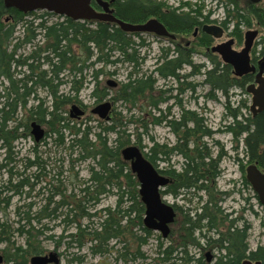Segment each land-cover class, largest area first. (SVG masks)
Instances as JSON below:
<instances>
[{
  "label": "trees",
  "instance_id": "obj_1",
  "mask_svg": "<svg viewBox=\"0 0 264 264\" xmlns=\"http://www.w3.org/2000/svg\"><path fill=\"white\" fill-rule=\"evenodd\" d=\"M120 6L122 9L118 10L117 17L124 21L138 23L145 20L148 14L158 17L173 31L190 29L195 25L194 18L189 13L161 15L158 9L162 5L155 0H149V11L145 14L141 0H120ZM250 12L264 24L263 12L256 9ZM43 15L44 13L35 15L34 19L27 20L25 14L14 7L6 8L4 1L0 0V155H3L0 159V170L6 169L8 174V180L0 184V212H5L12 197L23 193L22 188L32 187L34 184L29 182V177L22 178L19 171H13L12 166L16 162L13 142L24 134L17 132L23 126L18 120L21 108L26 112L23 120L27 134L31 121L44 124L45 135L41 143L51 138L57 149L69 154L71 165L74 161L82 162L87 158L94 164L88 166L86 179H78V171H72L73 178L70 176L69 179L62 175L63 171L51 175L46 179L48 187H42L45 192L38 191L43 204L34 211V202L17 206L14 213L19 220L13 221L16 226L13 229L7 222H0V244L4 243L6 248L14 249L12 254L5 255L7 260L11 264H30L31 256L42 254L39 238L47 231L51 232V227L62 226V233L55 240L53 233L45 235L44 238L53 240L64 251H79L87 246L91 256L114 252L115 260L123 264H135L138 260H145L147 257L141 248L150 239H155L154 255L150 257L153 264H245L243 262L246 259L264 264V246H258L257 250L247 253L249 224L243 222L241 227L235 225L241 217L229 219L226 232L221 231L230 214L224 213L218 205L223 199L220 197L223 193L216 188V183L222 173L218 161L226 152L219 141L215 140L214 144L219 146V150L213 155L204 139L212 137L216 130L207 126L201 113L185 109L179 98V95L183 96L186 91H193L197 86H208V92L204 95L207 100H218L217 91L225 97L223 115L226 117V125L218 131L231 134L236 143L235 150L237 144L242 143L243 157L236 156L235 159L244 172L243 181L248 187L245 178L246 165L256 162L264 171V110L252 115L245 100H240L237 106L232 107L229 90L238 87L245 91V87L251 82V75L237 78L232 75L231 66L228 64L222 65L215 58L209 57L211 65L206 68L202 63H192L189 55L185 54L180 59L173 58L163 63L158 61L147 72L142 69L145 55L139 54V48L147 43L142 34L124 32L114 23L98 21L89 25L88 22L71 19L46 21L41 19ZM235 18L236 28L243 22L250 27L249 18L245 15L237 14ZM20 32L26 42L36 37V45L44 37L46 43L54 44L55 50L58 48L57 44L67 42L71 70L82 68L74 67L82 59L87 70L85 79L70 78L59 82L56 78L53 81L44 75L46 70H43L36 74L31 83L29 79L20 80L17 70ZM58 57L55 66L64 67L65 53H60ZM182 64H189L190 74L202 75V80L192 82L177 78L174 87L165 88L158 84L160 79L166 77L165 69H172L174 72ZM123 66L129 69L123 80L117 83V87L112 88L113 95L110 100L113 107L108 120L94 117L95 124L90 125L91 115L85 121H80L70 119L65 114V104L76 102V94L85 86L90 85L93 97L102 101L109 95V88L103 83L101 85L98 78L101 75L117 74L118 68ZM108 67H112V70L107 69ZM64 82L69 91L68 96L58 94V86ZM21 86L23 91L20 93ZM30 86H36L34 91L37 86L47 87L50 95L37 94L38 97L35 95L29 98L33 90ZM46 97L50 99L47 101ZM170 98H174L181 109L179 115L168 118L170 112L162 109L160 104ZM28 99L36 100V104L27 107ZM118 101L124 104L125 110L123 107L120 110L115 107L114 104ZM241 109H245L247 115ZM161 124L169 127L175 135V144L172 146L159 143L149 135L150 126ZM110 136H113L112 139ZM144 136L150 142L149 145L143 143ZM40 142L33 146V159L19 160L24 162L25 169L32 166L38 168L32 174L36 181L48 174L47 157L43 156V152L47 151L38 150ZM132 142L160 174L170 179L166 189L160 190L162 195L168 193L177 198L189 194L190 198L197 197L202 203L200 207H189L184 212L182 228L177 231L174 240L162 238L160 233L146 228L143 224L144 204L139 195V182L120 153L123 147ZM172 154L182 158L181 168L176 170L174 164L159 168L160 162L169 163ZM244 159L246 164L242 163ZM13 177H17L15 183H12ZM51 182H56V186L51 187ZM68 182L73 184L70 189L67 188ZM108 194L115 196V204L97 208L100 199ZM173 207L177 209L174 204ZM43 218L53 219V225L40 223ZM67 219L70 222L62 225ZM34 220L37 223H33ZM67 227L71 228L69 233H66ZM203 227L216 229L215 233L219 234L216 242L224 248L222 253L214 255L210 261L205 256L206 253L190 251V247L201 246L199 238L206 236L202 232ZM14 234L23 238V247L14 246L11 240ZM206 241L208 247L216 244L211 237H207ZM85 256L86 253L75 256L73 254L66 259V264L82 262Z\"/></svg>",
  "mask_w": 264,
  "mask_h": 264
},
{
  "label": "rangeland",
  "instance_id": "obj_2",
  "mask_svg": "<svg viewBox=\"0 0 264 264\" xmlns=\"http://www.w3.org/2000/svg\"><path fill=\"white\" fill-rule=\"evenodd\" d=\"M155 1L159 2V0H155ZM161 1L165 3L171 2L172 5L177 4L176 0H161ZM187 1L190 3L189 4L190 7L191 5L192 7L193 5H199L200 9L203 8L202 9L203 12L206 10H213L216 5V2H211L210 0H187ZM219 12L222 15L223 8L221 6H219ZM254 27H256V25ZM240 30H243V26L240 27ZM263 35H264V29L260 28V34L258 36L260 37ZM146 39L151 43L150 47H152V51L154 54H157L159 48L161 46H164V43L157 39H151L149 36ZM198 48L200 51H205V48L203 46L202 47L198 46ZM144 51L145 50H141V53L144 54ZM152 51L149 52L147 59L142 64V69L146 70L147 72L153 68L154 60L149 57ZM201 54L197 55L196 58L197 63H204L206 68L210 67L211 65L210 62ZM107 69L112 70V67H108ZM128 69L129 68H125L124 66L119 67L118 73L112 75L113 77L111 75H107V76L102 75L98 79H100L101 85L105 84V81L109 78H113L114 81L116 80L117 82H119L123 80V78L126 75V72H128ZM202 78H203L202 75H196L193 78H191L190 81L200 82ZM158 84L163 85L164 88L174 87L177 84V81H173L170 79H165V80L160 79ZM116 87L117 86L113 87V89ZM91 89H92L91 86L88 85L82 88L78 92V94H76V98L80 99L83 102V104L86 105L85 115L83 116V118H81L80 121H85L86 117H87L86 119H88V117L91 115L90 109L94 105L99 103V101L91 94ZM208 89H209L208 86H197L193 91H186L185 94L182 96V106L185 109L195 110L196 112L201 113L206 119L207 126L211 130H217L219 128H222L224 125H226V117H224L223 115L225 109L223 102H225V97L221 95L219 91H217L216 95L218 96V100L216 99L207 100L205 99L204 95L208 92ZM38 91H39V95L45 96V92L43 90H38ZM112 95H113V90L109 88V95L106 96L104 99L110 100V96ZM229 95H230L229 97L230 105L232 107L237 106L240 100L243 101L245 100L249 108V104L251 102V95L248 94L246 91H243L238 87H233L231 90H229ZM29 98H31V94ZM46 98L47 101L50 99V98L48 99V97ZM35 104H36V100L28 99L27 107H30L31 105H35ZM114 105L118 110L122 109V107L125 110L124 104L123 103L121 104L120 101L116 102ZM68 107L69 105H67L64 108L67 110ZM161 107L165 108V104H162ZM179 110L180 108L172 107L169 118L176 117L177 115H179ZM20 111L21 113L19 114L18 120H20L21 125L23 126H20L17 132L18 133L23 132L24 134L23 136L19 137L17 140L13 142L14 158L16 162H13V164L12 163L11 164L13 166V171H19V173L22 174V178L29 177V182L34 184L32 187L27 186L22 188L23 193L20 196L12 197L11 204L6 208L5 212H0V222H7L8 224L11 225L12 229L16 227L13 221H16L18 219V215L14 213L15 208L17 206H21L29 202H34L35 203V207L33 208L34 211L39 207V205L43 204L44 201L42 199V196L40 194L38 195V191L45 192L42 187L44 186L48 187L49 185L46 183L47 182L46 179H48V177H50L51 175L55 174L59 168L57 163L47 164L46 171L48 172V174L46 176L39 177V179L36 181V179L33 178L32 174L36 173L38 171V168L32 166L28 169H25L24 162L19 161L21 158L33 159L32 158L34 156L33 146L35 144L34 139L30 134V126L28 128L29 134H27V131L24 130L25 127H24L23 117L26 116V112L24 111L23 108H21ZM241 111L243 114L247 115L245 109H241ZM65 114L67 115L68 112L66 111ZM95 118H97V116H95ZM90 121H91L89 122L90 125L95 124V119H91ZM42 126L46 128L44 124H42ZM150 127L151 128L149 130V135L153 136L155 140H157L159 143L166 144L167 146H172L173 144H175L176 137L169 132V129L166 125L161 124ZM112 137L113 136H110V139H112ZM215 140L219 141L223 151L226 152V154L222 157V160L219 164V168L223 169V171L216 183V188L219 190V192L223 193L222 195H220V197H222L223 199L220 202H218V205L221 207L224 213L230 214L226 220V224L227 221H229V219L241 217V219L236 221L235 224L238 227H241L243 222L249 224V228L247 230L248 248L254 249L257 245L264 246V207L261 206V204L258 202L251 187L249 185L247 187L244 184L243 181L244 172L241 171L239 167V163L235 159L236 156L239 158L243 157V152L241 148L242 143L239 142L237 144V149L235 150L234 147L236 143L232 140V136L230 133L228 132L214 133L212 137H208L204 139V141L207 143V146L210 147L211 151L213 152V155H216L219 150V146H215L214 144ZM143 143H146L148 145L150 144L146 136L143 137ZM37 148L39 151L42 150L47 151V152H43L44 157L64 154L63 150L60 151V149H57V147L54 146V144L51 141V138H47L44 143L40 142V146H38ZM2 157L3 155H0V159ZM181 163H182V158L178 155L171 157L169 161V164H174L176 170H179L181 168L182 166ZM242 163L243 164L245 163V159L242 161ZM11 164H9L8 167H10ZM89 164H93V161L92 162L74 161L73 165H71L70 163L69 171H66L65 173L63 172L62 175L67 176V179H69L70 176L73 178L72 176L73 172L78 171V179H86L88 177ZM164 164L165 163L160 162L159 168L163 169ZM7 180H8L7 172L4 170H0V184ZM16 180L17 177L16 178L13 177L12 183H15L14 181ZM55 183L51 182V185L56 186ZM72 185L73 184L68 182L67 188L70 189ZM26 192H28V194ZM162 196L167 203H171L176 206L182 207L184 210H187L189 207L195 209L197 207H200L202 204L201 201L197 199V197L190 198L191 196L189 194H187L185 197H177V198H174L170 194H164ZM217 196H219V194ZM185 198L190 199V201H187ZM202 199H204V197H202ZM115 200L116 198L113 194H108L106 196H103L100 199L99 203L97 204V208H101L104 206H113L115 204ZM178 224H179V220L177 219H175V221L170 224L171 231L167 236L168 239L174 240L175 236H177ZM50 229L51 232L47 231L44 235H42L39 238L40 247L42 251L43 250L50 251L51 249H53V246L55 245V242L53 240L56 239L57 235L62 233V226L56 228L51 227ZM202 231L205 232V229L203 228ZM51 233L55 235L53 240H47L44 238L45 235H49ZM207 236L215 239L217 238L215 232L214 233L208 232ZM11 240L14 242V246H18V245H21L22 247L24 246L23 238L17 236L16 234L12 236ZM166 242L168 241L166 240ZM197 247L198 246L190 247V251L192 253H196ZM0 250L5 252L4 254L6 255L7 253L12 254L14 249L13 248L8 249L6 248L4 243H1ZM57 250L61 254L60 264H66V259L72 257L73 254L75 256V255H83L84 253H86L84 261L77 263L71 262L70 264H123L120 261L115 260L114 252L101 256H91L90 254H88L89 252L87 251V246H85L79 251H77L76 249H71L69 252H66V255L64 252V248L62 246H59ZM154 250H155V239H150L148 243L141 248V251L145 253L147 258L145 260H138L136 261L135 264H153V261L151 260L150 257H153ZM222 252L223 251L220 250V253ZM214 255L217 256L218 252H214ZM5 259H6L5 264H11V262L7 260V257H5Z\"/></svg>",
  "mask_w": 264,
  "mask_h": 264
},
{
  "label": "flooded vegetation",
  "instance_id": "obj_3",
  "mask_svg": "<svg viewBox=\"0 0 264 264\" xmlns=\"http://www.w3.org/2000/svg\"><path fill=\"white\" fill-rule=\"evenodd\" d=\"M102 1L108 2L107 7L112 11V13L115 16H117L118 10L122 9V7L120 6V0H102ZM176 1H177V4L172 5L171 2L165 3L161 0H159V3L162 5L158 9L160 11V14L161 15L165 14V16H167V15H170V13L175 14V15H181L183 13H185V14L189 13L190 16L194 18L193 21H194L195 25H193L190 29L189 28L188 29H177L176 31H173V30H170L167 27V25H165V23L163 21H161L158 17L150 16V15L148 16V14H147L146 19L141 21V22H138V23H142L149 18H156L165 26L168 33L170 35H172L173 37H158L152 33H142V35H144L146 38L149 36L151 39H157V40L164 43V46H161L159 48L157 54L153 53L152 47H150L151 43L149 41H147V43L144 45V47L139 48V50H140L139 54L140 55L143 54V53H141V50H145L144 51V55H145L144 62L147 59L149 52L152 51L151 55H149V57L154 60L153 65L155 63H157L158 61H160V63H163L165 60H170L173 58L180 59V58H182L183 54H185L187 56L189 55L192 63L198 64L197 59H196L197 55L202 53L201 55H203L207 60L209 57H212V58H215L217 61L221 62L222 65L226 66L227 63L222 62L220 54H218L217 51H213L212 48H215L216 46L224 44L227 41L231 40L232 41L231 48L233 50L239 51L244 45L245 32L247 30H254L257 32V34H256V37L254 38L252 47L249 50V58H250L249 62H250V65H253L255 67V72L254 73H248L249 75H251L250 76L251 82H253L255 80V75H256V72L258 71L259 64L262 61V59L264 58V35L260 36V37L258 36L260 34V28L264 29V24H261V22L259 20H257L255 18V16L250 11H252L253 9H256V10H258V11L260 10L261 12L264 13V3H263L264 1L259 0L258 2H252L251 0H210L211 2H216V5H215L213 10H206L204 12L202 10L203 8L200 9L199 5H193V7L191 5V7H190L189 6L190 3L187 0L186 1L176 0ZM148 2H149V0H141L142 10L144 11V14L148 13L147 10L149 11V9L147 8ZM90 6L96 12H102L103 11V7L96 0H90ZM219 6H221L223 8L222 15L219 12ZM19 11L21 13L25 14L24 17L27 20H29V19L32 20V19H34L35 15H40L42 13H44V15L42 16L41 19L46 20V21H62V20H67V19L73 20L71 17H69L67 15L59 14L55 11H50V10L42 9V8H37V9L27 10V11H22V10H19ZM237 14H242V15H245L246 17H248L249 21H250L248 24L250 27H247L246 24L243 22V24H240L236 28V22L237 21H236L235 17H237ZM169 17H171V16H169ZM6 20L7 19H5V21ZM73 21L88 22L89 25H92V24L98 22V20H81V19H77V20H73ZM101 22H105V21H101ZM107 23H109V22H107ZM204 25H210V26L218 27L219 29L217 30V33L219 34V36H214V35L208 34L205 31H203L202 28ZM255 25L257 28L254 27ZM242 26H243V30H240V27H242ZM139 34H141V33H139ZM19 36H20V42H19V46L17 48V60H18L17 70H18V78H20V80L29 79L30 80L29 83H31L32 79H34L36 77V74L39 73L40 71H43V70H46L44 75H46V77L48 79H52L53 81L56 78L59 80V82L67 81L70 78H75L78 80L85 79L86 67H85V63L82 62L81 57H80L81 61H79V63H76L74 65V67L78 66V67H82V68H79V70H77L75 68L74 71L71 70L72 64H70V53L68 50L67 42H63L62 44H57L58 48H57V50H55L53 43H46L45 38L41 37V41H39V45L37 44L38 48H36V46H37L36 45V40H37L36 37L34 39L26 42L23 40L22 32H20ZM241 43H242V45H241ZM198 46L199 47L203 46L205 48V51H200ZM35 49H37V52H35ZM62 52L65 53V55H66V62L64 64V67L63 66L61 67L60 65L55 66V64H57L58 59H59L58 56ZM82 58H83V56H82ZM202 64H204V63H202ZM31 67L33 70H31ZM95 67H99V66H95ZM165 70H167V72H166L167 74H166V77L163 78L164 80L170 79V80L176 81L177 78H179L180 80L190 81L191 78L198 75L197 73L190 74L191 66L189 64H182L180 67L176 68V70L174 72L172 69H165ZM231 73L233 75L232 67H231ZM112 75H114V74H111V76ZM245 75H247V74H245ZM263 75H264V73H263ZM242 76H244V75H242ZM242 76H240V77H242ZM235 77L238 78V76H235ZM107 80H113V78H109ZM107 80L105 81V85L108 88L112 89L113 86L108 85ZM30 87H33V90L30 93L31 97H35V95L39 94L38 90H43L45 92V94L50 95V91L47 87L43 88V87L37 86L36 91H34L36 86H30ZM19 91H20V93L23 91L22 86L19 89ZM58 94L65 95V96L69 95V91L67 90L66 82L59 84ZM172 94H175V93H172ZM37 97H38V95H37ZM179 98H181V101H182L181 95H179ZM107 100L112 103V105H111V109H112L113 102L109 99H104L102 101H99V103L103 102V101H107ZM175 101L176 100L174 98L167 99L164 102H161L160 107L162 104H165V108H162V107L161 108L165 109V111L168 110L169 112H171L172 107H177V108L181 109V106L176 104ZM72 104H76L81 109H83L84 114L79 116V117H71L70 116V109H71ZM67 105H69L68 109L67 110L65 108L64 109L68 112L67 115L70 119L72 118L75 120H81V118H83V116L85 115V111H86V105L83 104V102L80 99L76 98V102L67 103L66 106ZM111 109H110V111H111ZM169 116H170V113L168 115V118H169ZM94 117H95V115H93L91 113L90 119H93ZM86 118H85V120H86ZM30 123H29V126H30ZM168 129H169V132L171 134H173V132L171 131V129L169 127H168ZM217 131H218V129L216 130L215 133H217ZM172 156L174 157V154H172ZM221 160H222V158L219 159L218 166H219ZM85 161L92 162V160L90 158H87L86 160H84L82 162H85ZM46 162H47V164L57 163L58 167H59L57 172L63 171L65 173L66 171H69V168H70V157H69V154H67V153H64L63 155L58 154L57 156L53 155V156L47 157ZM164 163H165L164 168L170 167V164L168 162H164ZM90 165H92V164H89V166ZM5 168L6 167H4V169ZM5 171H6V169H5ZM220 171L222 172L223 169H220ZM169 183H170V179H169L168 184ZM166 186L164 189H166ZM166 194H168V193H166ZM254 195H255V197L257 196L256 194H254ZM185 211L186 210H184L182 207L177 206L175 219L179 220V224L177 226L178 230L182 228L183 214ZM59 220L60 219H58V221ZM69 222H70L69 219H67V220L62 222V225L65 223H69ZM33 223H37V222L34 220ZM40 223H44V224L46 223V224H49L51 226V225H53L54 220L53 219L51 220L48 218H43V219H41ZM56 227H60V226H56ZM203 228L205 229L204 233L206 234V236L199 238L201 246L197 247L196 253H206L205 256L210 261V259H212L214 257V254H213L214 252L220 253V250L224 251V248H221L217 244V242H216L217 238L215 239L212 237L211 238L215 240L216 244H214L213 247L212 246L208 247L207 241H206L207 237H209V236H207L208 232L214 233L217 230L216 229H208V227H203ZM203 228H202V230H203ZM70 230H71V228L67 227L66 233H69ZM221 230L223 232H226V221L224 222V226L221 228ZM170 231H171V228H170ZM197 234H199V232H197ZM216 236L219 237V234H216ZM258 246H262V245H257L254 249L248 248L247 253L252 251V250H257ZM57 248L58 247L55 244L53 246V249H51L50 251H53L54 253L57 254V257L59 259L58 264H60L61 254L57 250ZM50 251H44L43 250L41 253H42V255H45V254H48ZM69 251L70 250L64 251V252L66 253ZM4 253L5 252L0 250V255L3 257V261L1 264H5V261H6ZM246 261H249L250 264H252V263L256 264V262H252L249 259H246L243 263L247 264Z\"/></svg>",
  "mask_w": 264,
  "mask_h": 264
},
{
  "label": "water",
  "instance_id": "obj_4",
  "mask_svg": "<svg viewBox=\"0 0 264 264\" xmlns=\"http://www.w3.org/2000/svg\"><path fill=\"white\" fill-rule=\"evenodd\" d=\"M6 8L27 11L37 8L55 11L71 17L73 20H98L116 24L122 31L128 33H152L158 37H173L165 26L156 18H149L142 23H132L124 21L115 16L107 7L108 2L96 0L103 7L102 12H96L90 6V0H3ZM258 2L259 0H251ZM216 26L204 25L202 30L208 34L219 36ZM257 32L247 30L244 35V45L239 50L231 48L232 41L212 48L220 54L223 62L231 65L234 76H242L254 73L255 67L250 65L249 50L252 47ZM264 58L259 64L255 80L249 83L245 90L251 94V104L249 110L252 115L264 110ZM107 84L115 87L117 82L107 80ZM112 103L103 101L91 108L90 112L100 119L108 120ZM84 114L83 109L72 104L70 109L71 117H79ZM30 134L35 142H39L45 135V130L40 123L32 121L30 124ZM124 161L129 162L130 170L135 174L139 182V195L144 204L143 224L146 228L159 232L162 238H166L170 233V224L174 221L176 212L173 206L166 203L160 190L169 182V178L160 174L155 167L144 157L141 150L134 144L123 147L120 151ZM245 178L252 190L258 197L259 202L264 206V171L258 168L256 162L245 168ZM3 257L0 255V264ZM30 264H58L57 254L50 251L48 254L33 255L29 259ZM250 264L249 261H246ZM259 264V261L256 262Z\"/></svg>",
  "mask_w": 264,
  "mask_h": 264
},
{
  "label": "bare ground",
  "instance_id": "obj_5",
  "mask_svg": "<svg viewBox=\"0 0 264 264\" xmlns=\"http://www.w3.org/2000/svg\"><path fill=\"white\" fill-rule=\"evenodd\" d=\"M223 62V61H222ZM239 78V77H238ZM30 259V258H29Z\"/></svg>",
  "mask_w": 264,
  "mask_h": 264
}]
</instances>
